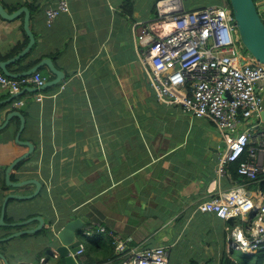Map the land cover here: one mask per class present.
I'll use <instances>...</instances> for the list:
<instances>
[{
	"label": "crops",
	"instance_id": "obj_1",
	"mask_svg": "<svg viewBox=\"0 0 264 264\" xmlns=\"http://www.w3.org/2000/svg\"><path fill=\"white\" fill-rule=\"evenodd\" d=\"M56 1L0 0L9 13L28 8L34 35L32 47L8 63L7 70L20 73L29 62L50 58L65 74L48 92L25 91L11 98L14 93L0 87V125L7 122L0 129V172L28 149L16 142L20 117L7 118L19 111L25 117L20 139L30 141L34 150L15 172V181L34 178L42 184L41 195L29 202L10 200L5 214L13 221L40 215L45 220L43 228L49 227L46 233L0 241V252L9 264H56L59 256L50 247L56 242L53 235L68 220L84 216L78 235L88 240L82 242V254L90 241L112 231L129 239L128 245H168L171 254L186 247L192 257L184 254L177 264L219 259L230 249L228 235L247 223L202 213L196 206L237 183H244L257 197L262 193L264 200V154L258 156L262 171L256 180L233 177L230 171V177L219 176L216 168L225 150L224 136L209 120L157 98L140 57L151 36H163L171 29L160 22L146 34V27L157 18L159 0H68L69 12L48 23L46 9ZM222 2L174 0L164 9L192 10ZM24 15L0 16V62L29 43ZM38 71L47 80L55 78L45 64ZM18 100L22 103L15 105ZM242 121L238 132L253 124L264 129V108L251 122ZM35 189L34 183H27L5 193L29 194ZM1 194L0 190V206ZM37 224L32 221L19 228ZM91 224L103 226L105 232L94 233ZM6 232L0 227V236ZM178 251L185 253L184 248ZM100 252L93 245L85 259L80 254L78 260L113 264L124 255L115 250L114 243L111 255L110 250ZM0 264H5L1 257Z\"/></svg>",
	"mask_w": 264,
	"mask_h": 264
},
{
	"label": "built area",
	"instance_id": "obj_2",
	"mask_svg": "<svg viewBox=\"0 0 264 264\" xmlns=\"http://www.w3.org/2000/svg\"><path fill=\"white\" fill-rule=\"evenodd\" d=\"M174 0H159L155 22L146 27L147 33L157 23L168 24L165 35L151 36L152 41L140 57L147 78L157 98L180 107L196 118L213 123L224 136L225 150L220 154L216 172L228 175L229 167L247 151L237 173L248 181L256 180L262 171L258 156L264 154V129L257 124L238 132L242 119L251 122L263 110L264 63L257 62L245 49L230 4L207 5L199 9L165 10ZM264 23V0H253ZM62 12H69L68 0H57L46 9L48 23ZM47 81L41 72L34 71L9 77L0 71V87L20 92L24 87H40ZM22 100L15 101L20 105ZM260 137L258 141L256 138ZM254 144V145H251ZM257 197L244 183L210 194L199 202L196 210L214 213L229 220L241 218L246 226H238L228 235L229 248L245 254L264 249V200ZM105 232L98 224L89 227ZM88 232H86L87 234ZM89 234V233H88ZM118 253H124L118 264H168V245H128L129 239L116 232L107 233ZM83 253V243L73 254L77 264Z\"/></svg>",
	"mask_w": 264,
	"mask_h": 264
},
{
	"label": "water",
	"instance_id": "obj_3",
	"mask_svg": "<svg viewBox=\"0 0 264 264\" xmlns=\"http://www.w3.org/2000/svg\"><path fill=\"white\" fill-rule=\"evenodd\" d=\"M226 3L230 4L234 19L236 21L237 27L239 29L241 41L246 48V50L253 56V58L260 63H264V23L261 19L260 14L257 11L255 3L253 0H225ZM205 5L197 6L195 9H199L204 7ZM24 12V29L29 36V43L25 48H23L20 52H18L15 56L10 59L4 60L0 62V68L3 73L9 77H18L25 74H30L34 71H37L39 67L42 65H47L50 70L55 74V78L51 80H47L42 86H27L24 87L20 92L14 93L13 97L19 96L23 94L25 91H38L43 90L47 87H51L65 78V74L56 68L50 58L42 59L38 64L33 66L32 68L20 72V73H12L9 72L6 68L7 64L20 56L24 55L33 45L34 43V35L32 34L29 28V11L26 6L20 7L18 10L9 13L3 4L0 2V16L6 19H12L18 16L20 13ZM10 98V99H11ZM9 99V100H10ZM11 115H17L20 117V126L18 133L16 135V142L24 144L28 147L27 151L22 155L15 158L5 169V183L9 187H20L27 183H34L36 185V189L29 194H19V193H8L4 196L1 203V211H0V225L10 226V227H25L32 221H38V224L34 227H26L20 228L7 236L1 237L0 241H7L17 236L33 234L41 230L45 224V220L43 216L34 215L30 216L24 220L6 222L5 211L7 203L12 199H29L34 196H37L42 188V184L40 181L34 178L21 180V181H12L11 180V171L14 166L20 162L21 160L27 158L34 150V145L30 141H24L20 139V133L25 125V117L19 111H12L7 115V118ZM6 120L3 124L0 125V129L6 125ZM86 221V217L80 216L73 219L68 220L63 226L57 229L56 234H54V245H51L53 252H56L57 255L64 260L65 264H77V261L73 254L80 248V238L78 235V231L84 226ZM0 257L4 260L5 264H9L6 257L0 252Z\"/></svg>",
	"mask_w": 264,
	"mask_h": 264
},
{
	"label": "trees",
	"instance_id": "obj_4",
	"mask_svg": "<svg viewBox=\"0 0 264 264\" xmlns=\"http://www.w3.org/2000/svg\"><path fill=\"white\" fill-rule=\"evenodd\" d=\"M17 49L13 50L12 52H15ZM24 57L20 58L18 60V62H21L23 60ZM38 59H35L31 62H29V64H26V70L32 68V66H34L36 64V61ZM53 87H47L45 89H43V92H48L52 89ZM24 115H26L24 113ZM247 157V151L244 150V152L240 155V157L233 163H231L230 167H229V171L231 172L233 177H238L241 176L237 173V168L240 165L241 162H243ZM27 159V158H25ZM21 160L20 162H18L14 168L11 171V180L15 181V172L17 171V169L22 165V163H24V160ZM1 176H0V190L2 191L1 196L4 197L5 196V192L6 190H8L10 187L6 185L5 183V169H3V172H0ZM1 208V206H0ZM29 217V216H28ZM27 217V218H28ZM6 222H13V218L7 216V214H5L4 217ZM26 219V218H25ZM93 225V224H91ZM1 228L8 230V232H6L3 236L0 237H4L7 236L8 234L18 230L19 227H8V226H4V225H0ZM11 229H16L14 231L11 232ZM20 229V228H19ZM44 232L46 233L47 230H45V228H42L41 230H39L36 233H41ZM97 232L96 230H94V233ZM26 236V235H25ZM99 238L98 240L95 241H90V243L87 244V246L84 247V250L86 249L89 253V251L92 250L93 245H94V249L97 251H101L100 254H104L105 251L110 250V255H111V249H113V243H112V239L110 238V236L106 235L105 233L98 235ZM84 252V251H83ZM90 261V260H87ZM118 262H113V264H117ZM56 264H65L63 259L58 257V261ZM85 264H88L87 262H85ZM188 264H200L197 260L192 259ZM203 264H211V259L209 260H205V262ZM217 264H264V249H260L257 251H254L251 254H245L239 250H233V249H229L228 252L223 253L222 256L220 257L219 261L217 262Z\"/></svg>",
	"mask_w": 264,
	"mask_h": 264
},
{
	"label": "rangeland",
	"instance_id": "obj_5",
	"mask_svg": "<svg viewBox=\"0 0 264 264\" xmlns=\"http://www.w3.org/2000/svg\"><path fill=\"white\" fill-rule=\"evenodd\" d=\"M252 188H253V186H252ZM42 194V192L41 193H39L37 196H39V195H41ZM37 196H34V197H32V198H29V199H17V201H20V202H29V201H32L33 199H35V198H37ZM34 222V221H33ZM31 223V222H30ZM29 223V224H30ZM28 224V225H29ZM47 229H49V227H45V230H47ZM82 242L83 243H87V240H88V236H82ZM229 247V246H228ZM185 249V253H179V249ZM192 252L190 251V250H188L186 247H183V246H180L176 251H174L172 254H173V258H172V262H171V264H177V263H179L180 261H181V257L185 254L186 255V257L187 258H190V257H192V254H191ZM171 254V255H172ZM86 255H88V251L86 250L85 251V253L84 254H82V259L84 260L85 259V256ZM220 259V258H219ZM219 259H213V261H215V262H213L212 260H211V264H217V262L219 261ZM81 263V262H80ZM82 264V263H81Z\"/></svg>",
	"mask_w": 264,
	"mask_h": 264
}]
</instances>
